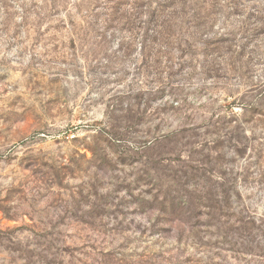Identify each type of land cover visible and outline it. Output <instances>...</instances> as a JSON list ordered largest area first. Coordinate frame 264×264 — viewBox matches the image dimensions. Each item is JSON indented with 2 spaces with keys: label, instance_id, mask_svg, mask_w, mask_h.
I'll use <instances>...</instances> for the list:
<instances>
[{
  "label": "rangeland",
  "instance_id": "374dc122",
  "mask_svg": "<svg viewBox=\"0 0 264 264\" xmlns=\"http://www.w3.org/2000/svg\"><path fill=\"white\" fill-rule=\"evenodd\" d=\"M0 264H264V0H0Z\"/></svg>",
  "mask_w": 264,
  "mask_h": 264
}]
</instances>
